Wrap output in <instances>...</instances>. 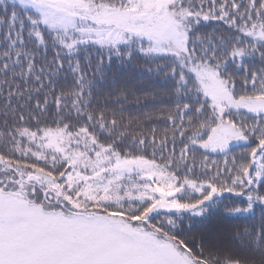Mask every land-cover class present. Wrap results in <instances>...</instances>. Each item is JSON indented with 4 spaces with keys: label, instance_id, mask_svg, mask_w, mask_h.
I'll list each match as a JSON object with an SVG mask.
<instances>
[{
    "label": "snow or ice",
    "instance_id": "6c2138e0",
    "mask_svg": "<svg viewBox=\"0 0 264 264\" xmlns=\"http://www.w3.org/2000/svg\"><path fill=\"white\" fill-rule=\"evenodd\" d=\"M213 21L230 34L200 31ZM136 56L172 82L145 96L178 101L158 109L173 125L167 157V132L125 143L115 118L90 110L88 70ZM61 73L73 87L57 93ZM0 98V264H257L185 232L225 201L228 215L261 209L244 235L264 254V0H0ZM232 142L246 159L209 176L205 157L195 175L196 151Z\"/></svg>",
    "mask_w": 264,
    "mask_h": 264
},
{
    "label": "trees",
    "instance_id": "16d2710c",
    "mask_svg": "<svg viewBox=\"0 0 264 264\" xmlns=\"http://www.w3.org/2000/svg\"><path fill=\"white\" fill-rule=\"evenodd\" d=\"M217 30V35L223 33L229 35L227 27L222 22L213 21L206 27L200 29L202 32H212ZM51 51L49 52V59H51ZM105 63H108L105 60ZM156 63H162L156 61L152 64H147L144 58L136 56L132 61L121 62L120 60L113 59L111 66L105 68L103 73L93 74V70H88V78L95 81L94 87L91 94V107L90 110H94L97 114L104 110L106 112V119L112 120L113 118L117 121V128L120 131H125L129 135L127 136L125 143H131L132 136H145L151 140L153 134H155L157 142L167 132L169 138L168 150L165 152V157L169 155L172 148V122L167 120L166 115H161L158 111L160 108L171 109L174 111L175 99H169L167 97L158 98L153 101L151 96L146 97L145 92L166 89L171 86L170 80H165L163 74L157 76L155 74H149L147 68H155ZM258 66V62H257ZM65 69L67 64L65 63ZM65 73H61L56 84V91L64 88L65 91H70L73 87L72 77L68 74V80L63 79ZM103 77V78H102ZM239 90V84L237 85ZM47 92L48 89H45ZM43 98V94L41 97ZM33 99L32 104H35ZM2 98H0V112L2 108ZM17 101H13L16 104ZM23 103V101H20ZM31 108L25 109V114L31 111ZM56 112L55 105L52 103V97L49 96V109L46 113H40L37 111L35 115L39 117L43 126L44 123H49L52 120L53 115ZM151 113V118L148 114ZM114 114V116H113ZM5 117L0 115V125H3ZM179 122V121H177ZM9 123H12L9 118ZM83 123V121H81ZM32 126L35 127V121ZM207 138L206 136L204 137ZM254 146V144L250 145ZM176 153L179 155L180 149L183 145L180 143V137H176ZM244 142L234 144L230 146V150L227 154L222 152H209L203 149H199L195 152V175L202 177L205 174V169L202 167L204 158H207L208 163L211 165L215 161V165L206 174L211 176L214 171L219 168L225 167V160L228 161L227 166L232 167V158L235 157L237 164L242 160L246 159L247 148ZM160 153L157 152L156 158L158 163H162L159 159ZM149 158H151V148H149ZM192 159V153H189V160ZM183 174V173H182ZM227 175V173H225ZM243 197L237 198V203ZM228 201H225L227 204ZM225 204H221L219 208L208 210V215L205 218H196L193 220H184V230L189 235H195L199 241L200 237H203L205 251H211L213 254H218L220 259H223L226 255L233 257H239L241 259H254L257 264L262 259V255L259 252H253L250 244V237L244 235L245 230L248 229L252 232L258 230L261 209H256L255 216H241V215H228L226 213ZM231 206V205H230ZM246 206V205H240ZM157 219H163L158 217ZM191 224L189 230L188 225ZM256 225L257 228H253Z\"/></svg>",
    "mask_w": 264,
    "mask_h": 264
},
{
    "label": "rangeland",
    "instance_id": "374dc122",
    "mask_svg": "<svg viewBox=\"0 0 264 264\" xmlns=\"http://www.w3.org/2000/svg\"><path fill=\"white\" fill-rule=\"evenodd\" d=\"M239 143H243V142H232V144L230 145V146H232V145H234V144H239ZM207 151H209V152H212L211 150H207ZM217 152H219V151H217ZM213 153H215V152H213ZM153 186H155V185H153Z\"/></svg>",
    "mask_w": 264,
    "mask_h": 264
}]
</instances>
